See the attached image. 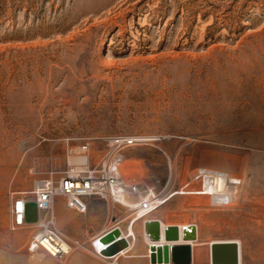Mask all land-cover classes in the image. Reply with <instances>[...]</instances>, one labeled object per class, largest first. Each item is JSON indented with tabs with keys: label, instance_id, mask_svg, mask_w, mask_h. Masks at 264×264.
Masks as SVG:
<instances>
[{
	"label": "rangeland",
	"instance_id": "obj_1",
	"mask_svg": "<svg viewBox=\"0 0 264 264\" xmlns=\"http://www.w3.org/2000/svg\"><path fill=\"white\" fill-rule=\"evenodd\" d=\"M117 133L154 138L126 150L124 172L166 198L156 220L196 226L193 264L219 240L264 264V0H0V264H153L139 219L131 247L104 258L32 257L35 226L11 228L50 161ZM200 166L238 180L234 198L193 179ZM56 213L80 240L111 224L103 199Z\"/></svg>",
	"mask_w": 264,
	"mask_h": 264
},
{
	"label": "built area",
	"instance_id": "obj_2",
	"mask_svg": "<svg viewBox=\"0 0 264 264\" xmlns=\"http://www.w3.org/2000/svg\"><path fill=\"white\" fill-rule=\"evenodd\" d=\"M151 139L143 134L126 133L86 137L82 143L71 146L66 163L50 161V167L34 179L33 198L20 197L24 202H37L39 210V222L27 242L28 253L35 257L39 251H44L54 258H65L74 250H84L104 258L107 256H102L101 251L109 244L102 242L105 234L115 228L123 230L124 221L131 227L138 219L143 224L152 220L154 208L166 198L162 193L156 194L153 188L143 189L136 176L124 172L126 150L147 144ZM217 175H221L219 169L200 166L193 173V179L203 184L205 179L213 181ZM94 198L107 202L111 224L87 240L67 236L58 226L57 204L63 202L66 209L85 213L90 199ZM229 203L226 199L221 204ZM15 210L12 208L13 230L28 225L24 207H15ZM125 237L130 242L133 235Z\"/></svg>",
	"mask_w": 264,
	"mask_h": 264
},
{
	"label": "water",
	"instance_id": "obj_3",
	"mask_svg": "<svg viewBox=\"0 0 264 264\" xmlns=\"http://www.w3.org/2000/svg\"><path fill=\"white\" fill-rule=\"evenodd\" d=\"M22 206L24 207L25 221L36 223L39 219L37 202L33 200L24 202L20 199L16 202V207L20 208ZM103 241L109 243L101 252L103 256H115L130 247L127 238L122 236L119 228L105 234L102 238ZM150 251V260L153 264H193L192 242L172 243V240H169L163 245L153 243L150 246ZM240 255V244L236 241H219L211 244V264H237L240 261Z\"/></svg>",
	"mask_w": 264,
	"mask_h": 264
},
{
	"label": "bare ground",
	"instance_id": "obj_4",
	"mask_svg": "<svg viewBox=\"0 0 264 264\" xmlns=\"http://www.w3.org/2000/svg\"><path fill=\"white\" fill-rule=\"evenodd\" d=\"M151 138H153V137H151ZM210 180H211V178H210ZM213 181H214L213 182L214 185L208 189L209 191L218 192V194L224 195L226 198H232V199L234 198V196L237 193L236 188L238 187V184H239L238 180H236L235 178H231L227 173L221 171V175H217L216 178H213ZM20 199H22L24 201L23 198H20ZM20 199H18V200H20ZM94 199H98V198H94ZM18 200L16 199V201L13 205L14 212L16 211L15 207H16V202ZM38 213H39V210H38ZM15 217H16V215H15ZM152 217H154V216H152ZM24 219H25V216H24ZM156 219L157 218L154 217V218H152V220H146L145 224H144V227L146 230V236L150 240L151 245L153 243H155L156 245H160V244L163 245L166 243V241L168 242L169 240H172V243L192 242V244H194L193 241L197 239L196 226H194L192 224L186 225L183 228H182V226L180 227L177 225H169V227H167L166 224H164L163 222L160 223ZM37 222H39V219ZM37 222L36 223H28L25 221L26 224H28V225L32 224L34 226H35V224H37ZM128 227H130V226L128 225ZM119 229L121 230L122 236H124V237H125V235L128 236L131 233H133L131 227L129 228L130 231L129 230L125 231L124 229L122 230L121 228H119ZM219 241H228V240H219ZM219 241H213V242H211V244L214 242H219ZM232 241H234V240H232ZM236 242H238V241H236ZM128 243H129V241H128ZM123 252H124V250L121 251L120 253H123ZM210 252H211V245H210ZM120 253L117 255H120ZM150 254H151V251H150ZM117 255H115V256H117ZM108 257H113V256H108ZM240 262L241 261H239L237 264H240Z\"/></svg>",
	"mask_w": 264,
	"mask_h": 264
},
{
	"label": "crops",
	"instance_id": "obj_5",
	"mask_svg": "<svg viewBox=\"0 0 264 264\" xmlns=\"http://www.w3.org/2000/svg\"><path fill=\"white\" fill-rule=\"evenodd\" d=\"M99 201H100V200L98 199V205H99ZM130 244H132V243H130ZM130 247H131V245H130ZM130 247H129V248H130ZM126 250H128V248L125 249L124 252H126Z\"/></svg>",
	"mask_w": 264,
	"mask_h": 264
}]
</instances>
